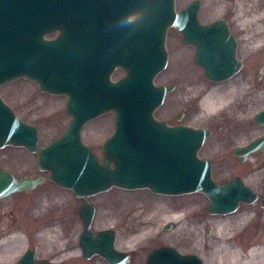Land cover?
Returning <instances> with one entry per match:
<instances>
[{
  "label": "water",
  "instance_id": "1",
  "mask_svg": "<svg viewBox=\"0 0 264 264\" xmlns=\"http://www.w3.org/2000/svg\"><path fill=\"white\" fill-rule=\"evenodd\" d=\"M109 4L114 7L103 10ZM200 7L199 0L179 11L175 0H0V87L20 78L33 81L40 92L67 96L64 110L71 118L59 138L38 148L37 128L20 121L0 97V149L23 147L35 154L39 171L48 173L47 180L79 200L83 227L79 246L86 260L98 256L106 264L131 262L129 254L115 248L114 231H92L96 209L88 199L112 188L173 196L201 193L208 200L210 215L230 214L240 204L253 205L257 200L238 178L225 185L212 179L210 162L198 157L209 130L169 126L153 117L174 90L173 85L153 83L167 66L168 29L196 48L193 62L206 80L224 82L240 69L234 45L229 48L226 41L235 40L226 23L201 24ZM104 18L120 21L115 29L118 36L132 38L121 40L116 53L100 49L98 40H80L100 36L107 22ZM53 32H58L56 40L44 39ZM116 66L124 75L114 82L110 75ZM108 113L114 116V131L102 144L99 159L82 142L81 131L87 122ZM255 123L264 126V109L255 116ZM263 147L264 135L237 154H253ZM44 181L43 176L16 179L1 170L0 200L29 193ZM17 264L55 263L36 261L35 253L28 250ZM144 264L203 262L161 246L151 250Z\"/></svg>",
  "mask_w": 264,
  "mask_h": 264
},
{
  "label": "rangeland",
  "instance_id": "2",
  "mask_svg": "<svg viewBox=\"0 0 264 264\" xmlns=\"http://www.w3.org/2000/svg\"><path fill=\"white\" fill-rule=\"evenodd\" d=\"M191 1L192 0H175V10H181ZM200 2L201 7L198 16L201 23L222 20L225 15V10H223L225 6L227 7V10H232L233 6L236 8V4H233L231 0H218L220 8L217 9L211 8L212 0H200ZM241 21L242 18L240 16H237L236 19L231 18L229 21L234 34L239 37V40H244L242 54L245 57L244 71L231 81L236 82V86L238 87L239 85L237 84V79L243 78L246 82V86H249V88L256 86V91L261 97L255 104L256 107L253 109L254 114L252 113V115L255 117L259 111L264 109V51H260L258 48L253 49L254 46L252 45V39H254L257 35L254 30V26H252L251 23L247 26H242ZM52 36H55V34ZM165 48L168 55L167 66L154 78L153 83L156 86L173 85L174 90L166 95L162 105L154 111L153 117L158 121H164L167 125L181 123V125L177 126L209 130L212 136L205 141L204 145L198 152L199 158L205 160V158H209L214 155L213 152L216 150H223L225 148L224 144L226 143V139L230 140L229 142L233 144L235 142L236 145L245 144L264 134V126L257 125L254 122V118L252 120L246 119L244 122L245 127L254 128L255 131L253 135L247 134V138H245L243 143H239L238 139H232L229 136L231 135L229 132V124L224 120L222 115L216 114L213 117L201 121L200 123H194L192 121V115L197 106L196 102L192 100L186 103L184 107V109H186L185 111H179L183 112L184 115L181 121L177 122L176 118L179 112L174 111L172 115L168 113L170 112L168 106L171 107L170 104H167L169 98L171 97L174 99L176 97H180L187 90H191V88L194 87L201 89L205 85H208V81L203 77L201 70L193 64L192 51L182 43L181 37L177 35L173 29L167 30ZM122 76L123 74L121 72L115 71L111 80H118ZM226 83L227 82H223L220 84L225 85ZM30 96H32L37 102L45 99L46 102L52 103L51 105L54 112L53 115L48 112L43 113L40 110L34 109L29 103H25L24 100ZM0 97L3 102L13 110L14 114L20 121L37 128L39 148H43L55 139L59 138L62 131L70 122L71 118L64 110L66 98L64 96L49 95L47 93L40 92L38 86L31 83L29 80L20 78L1 86ZM243 101L245 102V107L253 102L249 92L245 94ZM113 121V114H105L98 119L87 122L81 131L82 142L86 146H89L99 159L101 157L102 144L112 135L114 131ZM258 156H261V153L254 158ZM0 167L2 170L11 172L17 178H21L23 176L34 178L38 175H42L45 178V182L36 190L28 194H13L1 200V232L3 231L1 233V239L9 237L12 231L19 230L23 237V243L14 244L10 246V248H8L7 245L2 246L0 248V264H16L24 252L29 249L34 251L36 259L45 261H54L57 263L67 262L69 264H106V262L98 256L92 257L89 260L79 259L76 256L77 251L81 253L79 246L74 244L76 238L82 232V223L78 218V207L80 202L74 197L70 190L62 189L53 183L48 182L46 180V174L39 173L35 155L19 148L7 147L1 149ZM262 183H260V191L264 193V181H262ZM58 196L63 200L65 206L62 210H60V212L56 214L51 213L48 211V207H43L42 205L34 208V204L38 200L47 202V204H50L51 207L52 198ZM144 198H146L145 201H147L149 206H154L159 201L167 199L170 200L171 206L173 207L177 206L178 202L184 201L189 203L191 206L196 207V209L200 208L201 210L197 214L194 221L195 224L193 226L195 228L196 225V241L199 243L196 244V241L190 238V235L188 234L184 236L176 235L175 231H177L178 227L176 222H169L162 223L158 226L157 229L160 233L159 238L148 242L143 248L138 250L120 249L119 240L123 236L125 226L131 222H129V220L116 217L99 220V216L102 211L101 207L104 204L110 203L113 199L122 202H136L137 199L143 200ZM88 200L89 203L96 209L92 225L93 233L96 234L97 232L103 230L114 231L116 233L115 248L119 252L130 255V264H144L151 250L161 246L171 247L181 254L195 255L201 259L203 264H210V262L212 264H218V262L212 260L211 251L206 246L208 245L207 243H211L216 239L214 234L215 227H213L210 223L206 224V219L210 218L206 213L207 201L200 193H195L188 197L173 196L166 198L153 196L152 193L147 190L127 191L112 188L111 190L95 195ZM53 217L56 218L57 222H61V227L59 226V243L70 247V253H68L69 257L62 258L61 260L57 259L60 258V254L57 253V246L48 248L45 236L44 238H36L42 228H47V225L51 222ZM197 219L198 222H196ZM203 220L206 221L202 223L201 221ZM145 221H149L150 223L155 222L149 218H145L144 222ZM102 224L108 225L104 226ZM169 225H171L172 228L166 231L165 228ZM262 230L258 232L257 229L253 228L251 225L242 233L239 231L233 241L238 243V245H243L246 241L254 239L256 241L257 239L261 241L264 235ZM208 231L209 233L207 235L206 233ZM203 244H206L205 247H202ZM16 247L19 248V251L16 254H13L12 251ZM240 252L243 254L246 253L244 248H242V250L240 249ZM212 261H214V263Z\"/></svg>",
  "mask_w": 264,
  "mask_h": 264
},
{
  "label": "bare ground",
  "instance_id": "3",
  "mask_svg": "<svg viewBox=\"0 0 264 264\" xmlns=\"http://www.w3.org/2000/svg\"><path fill=\"white\" fill-rule=\"evenodd\" d=\"M231 2L233 4H236V8L235 6H233L232 8L233 18L236 19L237 16H240L242 18V26H247L250 23L252 26H254V30L257 35L254 39H252V45L254 46L253 49L258 48L260 51H264V0H231ZM211 3V8H220L218 0H212ZM226 8L227 7L225 6L223 10H227ZM98 60H100V58H98ZM104 62L105 61L101 63ZM238 79V87L236 86V82L234 81H228L225 85L220 84L223 82L213 83L214 85H205L201 89H197V87L191 88V90H187L183 95L174 99L170 97L167 104H170L171 107L168 106L170 112H167L172 115L174 111H185L186 109H184V107L186 103L191 100L195 101L197 108L192 115V121L194 123H200L207 118L215 116L216 114L222 115L224 120L229 124V132L235 135V138L239 140V143H243L245 138H247V134H254V128L245 127L244 122L246 121V119L252 120L254 118V116L252 115V113L254 114L253 109L256 107L255 104L259 101V98L261 96L257 93L256 86L249 88V86H246V82L243 80V78ZM248 92L250 93L253 102L245 107V102L243 101V99L245 94H247ZM24 102L29 103L34 109L40 110L43 113L48 112L51 113V115H53L54 113L51 105L52 103L46 102L45 99L37 102L32 96H30L26 98ZM98 118H94L93 120ZM19 149L25 150V148L23 147H19ZM261 156L262 158H264V149L261 152ZM263 166L264 165L262 164L261 166L255 167L251 176H249V178L245 181L258 190H261L260 183L264 181ZM9 173L13 175L11 172ZM39 173L41 172L39 171ZM13 176L18 179L15 175ZM195 193L197 192L185 193L178 196L188 197L192 196V194ZM152 195L166 198L173 197V195H165L159 193H152ZM146 198H144L143 200L137 199L136 202H122L113 199L110 203L102 205V211L100 213L99 220L106 218L108 219L109 217H116L129 220V222H131L130 224L125 226L123 236L119 240L120 249L138 250L140 248H143L148 242L159 238L160 233L157 227L162 223L169 222H176L178 226L177 231H175L176 235L184 236L188 234L190 235V238L196 241V225L195 228L193 226L195 224L194 221L197 217V214L201 210L200 208L196 209V207L191 206L189 203L184 201L178 202L177 206L173 207L171 206L170 200L167 199H165L164 201H159L154 206H149L147 201H145ZM51 203L52 204L50 207V204L48 205L47 202L38 200L35 202L34 208H37L41 205L43 207L46 206L48 207L49 212L56 214L65 207L63 200L59 196L52 198ZM253 212L254 211L252 209H243L241 212H239V209H236V211L230 214L215 215L213 218L208 219L205 218L207 220L206 224L210 223L213 227H215L214 234L216 236V239L211 243H207L208 245H202V247H205L206 245L207 248L210 249L212 260L218 262V264H264V235L261 241H259L258 239L256 241L254 239L246 241L243 245H238V243L233 241L239 231L247 229L255 221H258L260 225L257 229L258 232L264 228V213L261 218L257 219L256 215H254ZM145 218H149L150 220H153L155 222H144ZM206 220H203L201 222L203 223ZM196 222H198V219ZM60 224L61 222H57L56 218L53 217V219H51V222L47 225V228H42L36 237L44 238L45 236V241L47 242L48 248L57 246V253L60 254V258H57L58 260L69 257L68 253H70L69 246H64V244L59 243ZM102 225L106 226L108 224ZM22 243L23 237L20 231L14 230L11 232L9 237L0 240V248L4 245H7V247L10 248V246L14 244ZM195 243L198 244L199 242L196 241ZM242 248L245 249V254L240 252V249L242 250ZM18 251L19 248L16 247L13 249L12 253L16 254ZM214 261L212 262L214 263ZM210 264L212 263L210 262Z\"/></svg>",
  "mask_w": 264,
  "mask_h": 264
},
{
  "label": "flooded vegetation",
  "instance_id": "4",
  "mask_svg": "<svg viewBox=\"0 0 264 264\" xmlns=\"http://www.w3.org/2000/svg\"><path fill=\"white\" fill-rule=\"evenodd\" d=\"M118 2L119 1L114 3L115 7H118ZM106 7L111 8V7H114V5L109 4V5L105 6V8L102 7L103 10L108 11L109 9L106 8ZM111 16H113V15H111ZM231 18L233 19L232 10L228 9V10H225L224 18L221 21L226 23L230 34L235 39V40H226V41L230 43L229 46H228L229 48H231V43H232V45H234V48H235V59H236L237 62H239L240 69L230 79H228V80H226L224 82L231 81L233 78L238 76L241 72H243L244 69H245L244 68L245 67V63H244V60H245L244 58L245 57L242 54V48H243L242 46H243V43H244L243 41L244 40H239V37L236 36L234 34L233 30L231 29V26H230V23H229ZM104 19H105L104 21H107V22L104 24L105 30L101 33L100 36H98L97 38L84 37V38H81L80 40H98V46H99L100 49L103 50V47H104V48H106L108 50V52L110 54L113 53V52L116 53L118 51V49L122 46L121 40H132V38H130V36H122V37L118 36L117 30H115V29H118V27L121 26L120 21H117L116 19L115 20L107 19V18H104ZM133 19L134 18L132 16H130L128 18L129 21H132ZM100 21H103V20H100ZM216 21H219V20H215L213 22H216ZM213 22H207V23H201L200 22V23L201 24H210V23H213ZM126 31H128V30H126ZM53 34H55V36H52ZM57 35H58V32H53V33H50L48 35H45L44 39L45 40H56L57 39ZM112 40H113V42H112ZM182 43H183V41H182ZM126 44H125V48L128 46V42L127 41H126ZM185 46L188 47L192 51V60H193V58L195 56V53H196V48L194 46H187V45H185ZM126 51L128 52L129 48L128 49L126 48ZM115 71H119V72H121L123 74V70L120 67L116 66V67H114V69H113V71H112V73L110 75V80L112 79V75L115 73ZM88 82H92V80L89 78ZM31 83L36 84L35 82H31ZM208 85H214V84L210 83L208 81ZM64 97L66 98V101H67V96H64ZM65 104H66V102H65ZM183 115H184L183 112H179V114H178V116L176 118V121L177 122L181 121ZM254 122H255V117H254ZM168 125H170V124H168ZM177 125H181V123H176V124H173V125H170V126H177ZM210 136H212V134H210ZM229 136L232 139H237V138H235V135L232 134V133ZM259 137H261V136H259ZM258 138H256V139H258ZM256 139H254V140H256ZM254 140L250 141L249 143L237 144L236 145L235 142L233 144V143L229 142L230 140L226 139V143L224 144L225 148L223 150H221V151L216 150L215 152H213L214 155H212L209 158H205V160L210 162V165H211V176H212V179L217 184L225 185L228 181L233 180L235 178H238V179H240V181L246 187L250 188L256 194L257 200L255 201V203L253 205H242V204H240L238 209H239V211H242L243 209H252L254 211L253 214L256 215L257 219H259V218L262 217V215L264 213V193H262L260 190L257 191L258 189H255V187H252L250 184H248L245 181L249 178V176H251V174L253 173V169L255 167L261 166L262 164L264 165V158H262L261 156H258L256 158H254L255 156L259 155L262 152L264 147L262 149H260L259 151H257L256 153H253V154H248V155H238L237 154V150L238 149H241V148H244V147L248 146ZM0 152H1V149H0ZM256 159H258V160H256ZM263 170H264V166H263ZM0 171H1V167H0ZM42 174H46V180H47L48 173H42ZM38 176H42V175H38ZM38 176H36V177H38ZM23 177H25V176H23ZM36 177H34V178H36ZM18 179H19V177H18ZM219 182H221V183H219ZM36 189H34V190H36ZM23 194H28V193H23ZM206 201H207L206 213L208 214V216L210 218H213L215 215H210L208 210H207V207H208L207 198H206ZM0 202H1V200H0ZM251 225L255 229H258L259 226H260L258 221L253 222ZM247 229H245V230H247ZM245 230H241L240 232L242 233ZM262 231L264 233V228H263ZM2 232H1V210H0V240H1V233ZM74 244H77L79 246V236L76 238ZM76 256L79 259H84L82 254L79 253L78 251H77ZM35 260L38 261L40 259H36V257H35ZM51 262H54V261H51ZM54 263H57V262H54ZM58 264H61V262H58ZM63 264H69V263L63 262Z\"/></svg>",
  "mask_w": 264,
  "mask_h": 264
}]
</instances>
